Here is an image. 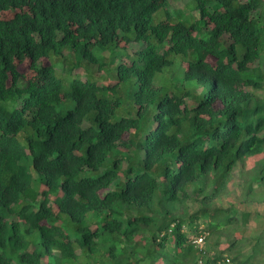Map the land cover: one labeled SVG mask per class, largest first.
<instances>
[{
    "label": "trees",
    "instance_id": "16d2710c",
    "mask_svg": "<svg viewBox=\"0 0 264 264\" xmlns=\"http://www.w3.org/2000/svg\"><path fill=\"white\" fill-rule=\"evenodd\" d=\"M170 1L0 0V264H264V0Z\"/></svg>",
    "mask_w": 264,
    "mask_h": 264
},
{
    "label": "rangeland",
    "instance_id": "374dc122",
    "mask_svg": "<svg viewBox=\"0 0 264 264\" xmlns=\"http://www.w3.org/2000/svg\"><path fill=\"white\" fill-rule=\"evenodd\" d=\"M191 0H171L169 3H166L165 4V8L167 10H169V12L174 15L175 14V9L176 8H180V7H184L186 5V3H190ZM190 6V5H189ZM188 6V7H189ZM193 7V6H192ZM191 8V7H190ZM188 8V9H190ZM197 14V13H195ZM193 14L192 13H188L187 16H184V18H190L192 17ZM161 18H164L166 19V13H165V10L164 9H160L159 11H157L154 15V20L153 22L154 23H157L158 21H160ZM192 34L195 33V30H191L190 31ZM136 45V47L138 48L139 46L137 45V43H134ZM139 45L141 46V44L139 43ZM146 44L144 43V46ZM118 47L120 48H127V50H129L130 52H133L132 51V48L130 46V41L126 40V39H120V41L118 42ZM135 48V46H134ZM104 62H103V67L101 70L97 71L96 72V75L97 76H101V77H106V78H100V84H112L116 79L114 77V75L111 74V72L109 71V74L107 72L104 73V69L106 68H110L111 67V64L109 63V60H110V52L109 50H105L104 52ZM162 55H159L158 57V64L160 65V57ZM118 59V58H117ZM116 59V60H117ZM124 60H128L127 58H125ZM209 60L211 63H215V58L214 57H209ZM185 65V64H184ZM19 68L21 71H24V73H26L27 75H29L30 73H32V70H31V62L26 59L22 62H19ZM87 71V69L85 68H82V69H79L78 71H76L78 74H85ZM90 71V70H89ZM107 76H106V75ZM129 107V109H127ZM136 106L133 105L131 108L128 104H126V109L123 107H121L120 109H118L117 111V114L116 116H119V115H123V114H126L128 116H131L133 113H135L136 111ZM152 127L154 126L155 123H151ZM236 177H234V179L229 183V190H228V193L225 194L222 199L224 201H228L231 197H234L236 196L237 194L239 195H242V191H240V188H239V185H240V178L237 177V174L235 175ZM236 200H238V197L235 198ZM44 203L48 206H51L55 211H57V204L55 203V196L54 195H47L44 199ZM246 210H250V209H255V211L257 212H264V204L263 205H256V206H251V207H246L244 206ZM260 221H264V220H260ZM248 223H251V227H250V230H249V236L251 237H256L259 233H261V231L263 230V225L262 223H259L258 221L255 220V214L252 213L250 218H249V222ZM220 237H222L224 241V243H220V244H212L211 246V249H212V253H217L219 254L222 250H224V248H227L228 247V242L229 241H232V237H229L227 238L226 235L224 233H222L220 235ZM234 237H235V234H234ZM227 242V243H226ZM205 244V243H204ZM179 254L182 258H186L187 256H189V254L185 253V252H182V251H179ZM196 255V253H195ZM261 255V254H260ZM259 255V256H260ZM156 264H163V261L160 260L158 261Z\"/></svg>",
    "mask_w": 264,
    "mask_h": 264
},
{
    "label": "clouds",
    "instance_id": "9594fccd",
    "mask_svg": "<svg viewBox=\"0 0 264 264\" xmlns=\"http://www.w3.org/2000/svg\"><path fill=\"white\" fill-rule=\"evenodd\" d=\"M129 60V59H128ZM184 65V64H183ZM184 66H186V63H185V65ZM251 158V157H250ZM245 159H247V157L245 156ZM257 162V158L255 157V156H253L252 158H251V160H248L247 159V162H246V166L245 167H247V168H251V167H254V166H256L255 165V163ZM239 167H241L242 169H243V167L242 166H239ZM237 176H238V174H237ZM236 177V176H235ZM193 237V239H192V242H193V244H194V247L197 249V250H201L202 249V247H204L203 245H204V242H205V238H204V242H203V244H202V246H200V245H196L195 243H194V239L196 238L195 236H192ZM197 254V253H196ZM225 256H227V255H225ZM195 258L196 259H194V260H192L191 261V263L190 264H194V263H198L199 262V260H203V264H208V263H206V260L205 259H203V258H201V257H197V255H195ZM161 260V259H160Z\"/></svg>",
    "mask_w": 264,
    "mask_h": 264
},
{
    "label": "built area",
    "instance_id": "2783aa9c",
    "mask_svg": "<svg viewBox=\"0 0 264 264\" xmlns=\"http://www.w3.org/2000/svg\"><path fill=\"white\" fill-rule=\"evenodd\" d=\"M193 241L196 245L202 246V244L204 242V236L200 235V236L196 237ZM194 264H196V263H194ZM197 264H203V260H199V262Z\"/></svg>",
    "mask_w": 264,
    "mask_h": 264
}]
</instances>
